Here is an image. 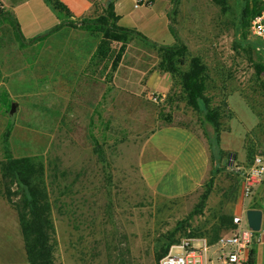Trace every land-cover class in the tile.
Wrapping results in <instances>:
<instances>
[{
  "label": "rangeland",
  "instance_id": "1",
  "mask_svg": "<svg viewBox=\"0 0 264 264\" xmlns=\"http://www.w3.org/2000/svg\"><path fill=\"white\" fill-rule=\"evenodd\" d=\"M59 1L69 12L52 8L60 22L98 16L112 0H89L84 15L88 0ZM134 2L121 0L132 16L125 25L135 24L151 42L131 37L115 70L111 60L120 43L109 44L105 59L92 55L80 71L54 53L75 52L74 62H84L88 57L79 54L94 52L101 34L64 25L29 42L17 35L10 18L0 19V80L6 83L0 87V161L9 128L12 155L40 151L32 156L46 170L56 264H158L162 250H174L186 236L209 240L242 179L236 167L254 154L264 158V68L258 72L251 58L253 49L264 59V41L251 34L250 22L240 25L242 0H152L138 8ZM163 8L167 19L160 17ZM178 44L186 50L182 62L175 57L176 69L187 70L193 58L205 66V95L219 112L229 167L213 168L201 116L187 103L179 73L160 65L158 46ZM98 72L106 88L83 90L81 80H97ZM191 139L201 141L207 155L197 186L176 195L158 192L144 173L161 165L152 164L154 157L163 160L161 153L153 154V144L184 149L182 156L191 145L196 154ZM0 203L15 210L1 183ZM4 218L0 264H29L23 241L7 233Z\"/></svg>",
  "mask_w": 264,
  "mask_h": 264
},
{
  "label": "trees",
  "instance_id": "2",
  "mask_svg": "<svg viewBox=\"0 0 264 264\" xmlns=\"http://www.w3.org/2000/svg\"><path fill=\"white\" fill-rule=\"evenodd\" d=\"M49 2L56 11H63L69 15L66 6L59 0H50ZM260 9L261 4L258 0H242L238 19L241 22L240 25L243 26V23L250 22L251 18ZM3 17H8L12 20L14 31H16L20 38H23L13 14L6 11L0 4V19ZM117 20L118 18L114 13L113 1H110L104 13L95 17H83L77 21L73 19L60 21L47 32L30 38L29 42L35 39H44L64 25L81 28L91 34H101L93 57L105 59L108 56L109 44L113 42L120 43L118 51L111 60V68L115 70L131 37L135 36L147 43L151 42L139 30L121 26L117 23ZM152 44L156 45L153 42ZM158 48L162 54L161 67L167 71L175 70L179 73L187 103L198 111L201 116V125L207 138L213 168L220 170L229 167L225 156L230 152L224 150L220 145L221 123L219 112L209 106V100L205 95V66L199 59L193 58L187 70L176 69L174 67V59L177 57V61H183L180 57L184 56L185 46L178 44L173 46H158ZM251 58L254 60L255 68L260 72L264 68V59L261 56L255 55L253 49ZM261 127L264 128V124ZM9 130L4 134L6 154L0 161L3 195L7 203L17 213L27 262L29 264H56V239L51 218V202L49 200L44 163L38 156H13L10 150H7L9 147ZM254 155L245 166L252 162ZM206 199L207 192L202 193L200 202L204 203ZM232 218V216L225 212L219 214L214 226L213 236L209 239L210 243L217 240L220 230L233 229ZM166 252L167 249H163L158 257H162Z\"/></svg>",
  "mask_w": 264,
  "mask_h": 264
},
{
  "label": "crops",
  "instance_id": "3",
  "mask_svg": "<svg viewBox=\"0 0 264 264\" xmlns=\"http://www.w3.org/2000/svg\"><path fill=\"white\" fill-rule=\"evenodd\" d=\"M49 1L50 0H16V1L0 0V4L6 11H9L13 14L15 20L18 23V27L22 36L26 39H30L35 36L41 35L39 32L42 31L47 32L51 27L59 23L57 15L52 10V8L54 9V7L51 5ZM112 1H113L114 13L118 18L117 23L121 26H126V27L130 26V25H125V22H127L128 20L130 21L132 19V16L130 15L129 12L124 11V9L121 8V0H112ZM134 4H133L134 8L139 7V6L135 7ZM167 8H163L161 10V14H160L161 19H167ZM90 9H91V3L88 0L87 5L84 6L83 15L87 14L90 11ZM78 17L80 16H77L76 18ZM133 26L136 28L135 24ZM54 53L58 59L63 58V55H65L66 56L65 58L69 60L67 66L73 69H78L80 71L82 70L80 66L84 67L85 65H87L88 64L87 60L93 55L94 52L91 51L88 54V56L87 55L85 56V54H83L84 57L82 54H79V58L88 57L84 62H74V59L78 55V54L75 55L76 54L75 52L62 53L59 51ZM85 76L87 77L88 74ZM89 77L88 80L85 77L83 80H81V84L85 85L83 87V90H89L92 87H95V89H101V86H103V89L106 88V84L102 80L104 79V77L101 78L100 72H98L97 80H95L94 77L91 78ZM69 81H71V79ZM79 81H80L79 79L77 80L74 79L73 84H78ZM5 84H3V81L0 80V87ZM0 99H1V95H0ZM3 113L4 112L0 111V115L1 114L3 115ZM15 126L12 127L11 131H13ZM11 140L12 137H10L8 141L11 142ZM223 140H226V137L223 138V136L220 133V145L224 150H226L228 148L223 147V143H222ZM190 141H192V143L195 144L194 147L196 150V154L193 151L194 149L189 150V147L193 148V146L190 145L187 148V150L184 151L186 153H184L183 156L180 154L181 151H183L184 149H180V152H172L171 149H169L170 147L168 148L167 145L168 142L166 143L167 146L164 147L160 146V144L156 142L153 144L155 145L153 148L154 151L153 154L157 155L161 153L163 160L160 159L159 157H154L152 164H154V166H157L159 165V163H161V165L158 166L157 169L151 170L152 168H150L147 171V173L144 170L143 171L147 176L148 183L151 186H153L158 192L166 195H176L190 191L197 186L199 179L201 178L199 175L200 174L202 175L206 169L205 168L207 161L206 148L201 141H199L198 143H195V140L193 139H191ZM226 146L229 147L230 143ZM38 152L40 151L34 152L32 153V155H36L38 154ZM32 155L30 154L29 156ZM192 155L197 156V159H194L193 162L191 161V159H189V156ZM19 156H28V154L19 155ZM188 159L190 160L189 162ZM187 164L192 167H187ZM195 168L198 169V172L197 170H195ZM186 170H189L188 174ZM0 183L2 185L1 171H0ZM242 186H243V180L240 178L236 182L233 190L230 193V197L225 205L224 212L233 217L236 215H242L247 208H254L261 210L262 219H261L260 229L256 231L257 240L254 242L251 249L246 251L242 255V264H264V180L247 198L243 197ZM14 214L16 215V218ZM1 217L2 218L5 217L2 223H3V228L7 231V233L10 234V236L12 237L14 236V238L18 239V241H23L22 235L21 234L19 235L18 232V228L20 229V226L16 211L12 210L9 206L1 205L0 203V218ZM216 248H217L216 245H212V247L210 248V253L214 252ZM209 258H210V264H228L217 261L215 255H211Z\"/></svg>",
  "mask_w": 264,
  "mask_h": 264
},
{
  "label": "built area",
  "instance_id": "4",
  "mask_svg": "<svg viewBox=\"0 0 264 264\" xmlns=\"http://www.w3.org/2000/svg\"><path fill=\"white\" fill-rule=\"evenodd\" d=\"M152 0H136L134 6H149ZM261 9L250 20V32L264 41V0H258ZM236 171L243 180V197H249L264 180V158L255 154L247 166H237ZM234 227L210 243L206 237L186 236L180 240L174 250L164 254L158 264H210V256L215 255L217 261L228 264H242V255L251 249L257 240L256 231L246 222L245 214L232 218ZM212 245L217 248L210 253Z\"/></svg>",
  "mask_w": 264,
  "mask_h": 264
},
{
  "label": "water",
  "instance_id": "5",
  "mask_svg": "<svg viewBox=\"0 0 264 264\" xmlns=\"http://www.w3.org/2000/svg\"><path fill=\"white\" fill-rule=\"evenodd\" d=\"M244 214L248 226L252 228L254 231H258L260 229L261 219H262L261 210L254 208H247L244 211Z\"/></svg>",
  "mask_w": 264,
  "mask_h": 264
}]
</instances>
